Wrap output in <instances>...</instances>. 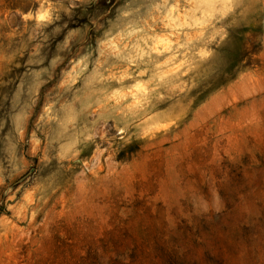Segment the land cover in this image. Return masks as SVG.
Wrapping results in <instances>:
<instances>
[{"label": "rangeland", "instance_id": "374dc122", "mask_svg": "<svg viewBox=\"0 0 264 264\" xmlns=\"http://www.w3.org/2000/svg\"><path fill=\"white\" fill-rule=\"evenodd\" d=\"M0 264H264V0H0Z\"/></svg>", "mask_w": 264, "mask_h": 264}]
</instances>
